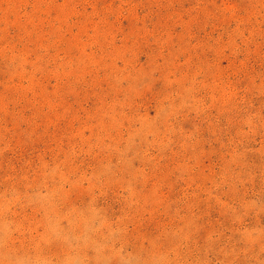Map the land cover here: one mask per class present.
Wrapping results in <instances>:
<instances>
[{
  "label": "rangeland",
  "instance_id": "rangeland-1",
  "mask_svg": "<svg viewBox=\"0 0 264 264\" xmlns=\"http://www.w3.org/2000/svg\"><path fill=\"white\" fill-rule=\"evenodd\" d=\"M0 264H264V0H0Z\"/></svg>",
  "mask_w": 264,
  "mask_h": 264
}]
</instances>
